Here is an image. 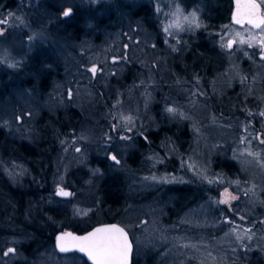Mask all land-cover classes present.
<instances>
[{"label": "rangeland", "instance_id": "obj_1", "mask_svg": "<svg viewBox=\"0 0 264 264\" xmlns=\"http://www.w3.org/2000/svg\"><path fill=\"white\" fill-rule=\"evenodd\" d=\"M109 1L112 0H57V3L52 0L53 6L38 8L39 14L24 18L7 10L8 0H0V63L3 64L0 69L16 71L20 75L16 79L21 81L11 85L8 98L0 102V129L16 145L36 135L43 112L66 115L68 125L63 137L44 125V129L50 130V152H57L56 156L39 153L34 160L23 161L13 147L11 151L9 148L11 159L9 154L6 159L0 155V176L19 199L22 192L18 188L23 187L31 168L37 172L30 173V177L43 175L48 188L46 200L38 205H32L33 196L26 199L24 209L29 208L21 215L18 211L17 215L13 214L12 203L5 195L1 197L0 207L4 206L5 210L0 220V264H75L78 259L58 256L55 246L47 244L27 255L23 245L32 238L19 227L20 220L29 222V209L35 213L52 205H70L81 217L97 211L95 218H99L109 211L101 206L100 182L114 171L122 175L125 199L122 207L111 212L122 213V219L132 227L138 256L142 261L150 257L147 264H255L258 256L255 253L259 250L264 259V144L260 143L264 140V116L260 115L264 112V61L261 60L264 45L260 43L264 39V25L255 29L248 24L228 22L210 32L207 36H217L214 43L227 60L222 59L224 64H218L214 68L216 72L207 74L205 81L197 74L193 76L192 86L188 88L181 82L183 78H179L182 84L176 82V76L162 59L188 52V41H180L196 38L200 26L195 25L201 22V5L184 6L181 0H130L153 7L154 19L158 17L161 21L156 32L151 31L148 20L119 22L115 17L116 21L110 25L106 22L104 28L92 27L88 20L89 29L81 31L74 42L53 40L54 27L67 8L74 14L85 3L96 5ZM258 1L264 16V0ZM193 13L195 22H192ZM177 18L181 28L170 27L165 32V26L174 24ZM47 29L51 31L45 32ZM175 38L179 41H174ZM241 38L253 41L252 46L241 44ZM48 39L53 41L60 62L52 65L54 79L49 83L50 88L45 95L38 96L23 87L26 64ZM229 41H234L232 48L222 47ZM152 60L158 63L157 73L161 74L156 76L154 90L148 87ZM93 67L95 73L91 72ZM127 72L130 74L126 80ZM31 82L35 85L37 79L32 78ZM141 83H146L147 88H140ZM155 91L158 95L167 92L163 97L159 95L162 102L158 113L152 106ZM220 101L228 103V108H222ZM239 102L243 103L235 106ZM111 105L116 108L114 113L109 110ZM169 108L175 111L169 112ZM71 109L78 110L80 117H70ZM161 114L179 122L188 120L195 131L192 143L190 139L187 150L180 152L179 145L171 139H163L156 146L147 141L136 165L130 168L128 157L138 149L135 134L148 130ZM111 115L118 118L119 125L111 124ZM113 125H116L114 133L110 130ZM122 136L128 139H121ZM3 138L1 132L0 142ZM111 155L119 163L111 160ZM104 159L112 163L109 169L99 166ZM224 160L235 163L238 172L215 168L216 161ZM191 179L206 184V199L180 210L166 189ZM64 187L75 191L72 200L66 203L54 199L55 191L65 190ZM232 196L237 199H231ZM224 199L229 203H219ZM7 208L12 211L7 212ZM247 229L251 231L246 232Z\"/></svg>", "mask_w": 264, "mask_h": 264}, {"label": "trees", "instance_id": "obj_2", "mask_svg": "<svg viewBox=\"0 0 264 264\" xmlns=\"http://www.w3.org/2000/svg\"><path fill=\"white\" fill-rule=\"evenodd\" d=\"M29 2L25 0V2H22L21 4L18 3L17 0H8V6H5L8 8L7 10L13 11V13H16L20 16L23 15L24 18H27L28 15H33L35 16V13H38V10L41 8H44L45 6H53L55 3H52V0H40V2ZM57 3V0H54ZM218 5V2L209 3L207 2L206 9L201 16L202 18V23L208 24V23H219V19L214 21V15L217 13L215 6ZM80 7V6H79ZM39 8V9H38ZM219 8V7H218ZM37 11L35 12L34 10ZM220 10V8H219ZM77 11V12H76ZM74 14L70 15L69 17H64L61 19L59 24L55 25V29L53 30L52 34L56 36L55 39L53 40H60L64 42H74L76 38H78L81 35V31L89 29L87 26V21L89 20L95 28H100V27H105L106 22L110 25L112 21H116L114 18L118 17V21L122 22L124 19L128 20H133V19H142L144 20H149L150 18V12L149 9L146 5L143 4H137L136 2L130 1V0H112L109 2H101L99 4L93 5L92 3H85L83 4L79 10H76ZM40 12V11H39ZM39 14V13H38ZM41 14V12H40ZM117 14V15H116ZM50 20V19H49ZM228 17H225V19H222L220 24L223 22H227ZM218 28L214 27H204L200 28L196 31V36H207L210 32L213 30H217ZM51 30L47 29L45 32H49ZM204 34V35H203ZM43 48H38L36 49L31 56L29 57L30 59L28 60V64H26V75H25V83L23 84V87L28 88L30 92H32L35 95L40 96L41 93L47 92V83L46 81L50 78H54L52 74V65L54 63L60 62L59 59L57 58V52L55 48L53 49V44L50 39H48ZM203 49V48H202ZM201 49L200 52L192 51L191 56L188 61H186V65L190 67V69H194V73L197 71V69L204 70L207 73H215L216 71L214 68L216 66H221L224 64V60H215L214 56L211 55L214 52H211L207 48L205 50ZM165 60V64L167 65V59H162ZM2 64V63H0ZM3 65V64H2ZM47 65V67L45 66ZM158 65V64H157ZM1 66V65H0ZM211 70V71H208ZM129 72L126 73L125 79L128 78ZM150 75V74H149ZM157 75H161L160 73H157ZM19 74L16 71H13L12 69H8L7 67H3L0 69V102L4 103L6 99L8 98V95L10 94V91L12 89L11 85H16L18 83V80L16 78H19ZM192 77V76H190ZM32 78L37 79V83L35 82V85L31 82ZM189 78V77H188ZM187 78V79H188ZM185 79V80H187ZM21 82V81H20ZM190 86H192V78H189V83ZM186 84V85H188ZM149 86V85H148ZM14 88V86H13ZM167 92L161 91L159 95L161 97L165 96ZM115 107L111 105L109 110H113V113L115 112ZM154 112H160L158 109H153ZM157 112V113H158ZM68 115V114H67ZM70 117L72 118H79L80 117V112L76 109H71V112L69 113ZM113 116L112 119V124H117L118 123V118L115 115ZM66 117V115H65ZM65 117H62V114L58 113H46L43 112L41 114L40 119L38 120V130L36 135L33 136V138H24L20 143L14 144V141L10 138H8V135H6V132L4 130L0 129V133L2 132L4 134V138L0 142V155L2 159H6L7 155L9 154V148L10 151L13 149V151H16V155H20L22 160L24 161H30L34 160L36 156L40 153V155H43V152L45 153V156L48 153V145L45 142H48V139L50 137V126L57 131V135L63 137L64 135L67 134V126L66 124L61 120L64 119ZM163 117V118H162ZM117 118V119H116ZM157 119H162L165 120V122H158L157 124V129L156 132H148L150 133V136L152 138L159 139V142H162V139H168V137H174L178 143H180L181 146L185 145L187 141H189L194 134V128L188 121V123L185 125H182L181 122L172 120L169 121L170 119L168 118V115H160ZM169 119V120H168ZM45 123L48 125L49 129H44ZM180 123V124H178ZM54 133V132H53ZM28 142V146L25 145V143ZM30 142V143H29ZM144 148L146 147V144L144 140L139 141ZM139 145V144H138ZM13 147V148H12ZM10 159H11V154H9ZM232 160V159H231ZM12 162V160H9V163ZM135 161H133V158L130 157V161L128 164L133 167ZM215 168H220L224 171H227L228 173H234L238 172V167L236 166L235 163L232 161H216L214 164ZM1 174V173H0ZM36 177L33 178V182H36ZM114 179H108L104 178L102 181L103 183H110ZM32 182V183H33ZM30 183V187H34L33 184ZM186 188L184 185H172L168 186L166 191L170 192V196H173V201L175 204H179L182 202V199L185 197L186 194ZM17 191V190H15ZM5 192V193H4ZM107 192V190H106ZM10 189H7V181L5 180L4 177L0 176V199L3 195L4 197H7L8 200L12 203L10 207L14 209L15 211L13 214L17 215V211L19 212V215L22 213H26V207L24 209L23 204L21 203V199L15 194H13ZM34 196L36 194H33ZM106 196V195H104ZM22 197V195H21ZM33 200V199H32ZM5 201V200H3ZM2 203V201H1ZM38 205V203L33 202L32 205ZM111 204V203H108ZM2 205V204H1ZM118 203H116L114 206H117ZM112 206V207H114ZM29 208V207H28ZM27 208V209H28ZM40 208V206H38ZM37 208V209H38ZM5 208L2 206L0 207V220L2 218V214L4 212ZM12 211L7 208V212ZM40 218H37L38 215ZM29 222H25L23 220H20L22 225H20V228H23L22 231L25 233H30L32 239H30L29 243H25L23 245L26 254L31 255L33 254L32 251H35V249H43L45 244H47L48 247H54L55 246V233L57 232L56 230H61V228H55V226L58 224V222L63 221L59 215L55 214L52 210L48 209L46 206L43 209H39V211L34 213L29 209ZM58 216V217H56ZM14 217V216H13ZM56 217V218H55ZM15 218V217H14ZM39 221H38V220ZM24 222V223H23ZM27 224V225H26ZM28 227L25 228L24 227ZM46 225H50L52 227L47 228ZM47 229H51L53 231L52 234H47ZM29 235V234H28ZM258 253L257 256V262L255 264H264V259L263 256L261 255V251H256L255 254ZM246 264V263H245ZM248 264V263H247Z\"/></svg>", "mask_w": 264, "mask_h": 264}, {"label": "flooded vegetation", "instance_id": "obj_3", "mask_svg": "<svg viewBox=\"0 0 264 264\" xmlns=\"http://www.w3.org/2000/svg\"><path fill=\"white\" fill-rule=\"evenodd\" d=\"M181 1H182L184 6H192V5L199 6V5H201V7L203 9V10H201V16L203 15V13L206 9L207 2H209V3L211 2L213 4H215V2H218V5L215 6L217 13H215L213 15L215 17L214 21L219 19V23L212 22V23L205 24V23H202V18H201L199 28H203V26L207 27V25H208V28H210V27L216 28L217 27L219 29L223 24H226L228 22H234L235 24H248V25H251L252 27H254L255 29H260L264 25V24H262L260 28H257V27H255L254 24H250V23H248V21H245L244 19H241L240 23H237V21L235 19H236L237 13H238V5L240 4V2L238 0H181ZM255 2L260 7V17L257 16V20L262 19V18L264 19L263 6L261 5V3L258 0H255ZM143 5H145V4H143ZM146 6L148 7L149 12H150V16H151L149 18L150 21L148 20L147 24L149 25V28L151 29V31L155 30V32H156L158 30L159 26L161 25V21H159L158 17H157V20L154 19L155 15L153 12V7L148 6V5H146ZM218 7L220 8V10ZM72 14H73V11H72ZM62 17L64 18L65 16L63 15ZM225 17H228L227 22L225 21L222 24H220L221 20L225 19ZM249 18L250 17L248 16V20H249ZM189 35H191V34H189ZM216 37L215 36H209V37L208 36H204V37H201V36L197 37L196 36V38H188V39H184V40L180 41V42L188 41L187 46H190L189 47L190 49L188 50V52L176 53V54H173V56H171L170 59H167V65L169 66V71L172 74H174V76H176V82H178L179 84H182L181 82H183V84L189 88V86H190V84H188L189 78H192L193 76H195L197 74L200 79H203V81H205L207 74H210V73H207L204 70H200V69H197V71L194 73V71H193L194 69H190V67H188L186 65V61H188V59L191 56H193V54H191L192 51H196V52L201 53L202 48L204 50H205V48H207L211 52H214L211 55L214 56L215 60H217V59L218 60H222V59L227 60L226 54L222 50H220V48H218L219 47L218 44L214 43V42H217L215 39ZM176 40L179 41V39L175 38L174 41H176ZM194 57H195V55L193 56V58ZM261 60L264 61V59H261ZM157 64L158 63L156 61L152 60V64H151L152 69H151V77H150L151 79H150V83L148 84L149 85L148 87L152 90H154L157 87V77H156L157 76V66H158ZM171 67L175 68V70H170ZM208 71H211V70H208ZM190 76H192V77H190ZM180 77L183 78V80L181 82H179ZM53 79L54 78H52V79L49 78L46 81L47 91L50 88L49 83L51 81H53ZM185 79H187V80H185ZM33 82H34V80H33ZM186 84H188V85H186ZM145 85H146V83H141L139 87L146 89L147 86H145ZM201 90H203L202 86H201ZM155 93H156L155 94L156 97H154L152 100V102H153L152 106H153V109H159L158 107H159V104L162 102V100H161V98H159L158 91H155ZM45 94L46 93L43 92V93H41L40 96H43ZM199 94H201V93L199 92ZM205 94L206 93H204L203 96H205ZM231 97L232 96L230 95L229 98H231ZM222 102L223 101L219 102V104H221L222 108L223 107L228 108V107H226L228 103H226V102L222 103ZM231 103L232 102H230V104ZM241 103H243V102H239L235 106H239ZM61 120L66 124V121H65L66 118L61 119ZM112 120H114V119H112ZM172 120L173 119H170L169 121H172ZM72 121L74 123V120H72ZM163 121L165 122V120H163ZM163 121H162V119H157V121L154 125L150 124V127H149L150 130L149 129L148 130H142V131L138 132L137 135L135 134V136H137L136 138H137V140H138L137 142L139 144L138 149L133 150L130 153V155L128 157V161H130V157H132L133 161H135L133 164L136 165V162H137L139 155H140V151H142L144 149V146H142L141 143H139L140 139L144 140L145 143L147 141H149V143L153 146H156L158 144L159 139L156 138L157 136L155 138H152L150 136V133H148V132H152V131L156 132L157 125H158L157 123L163 122ZM181 123H182V125H184V124L186 125L188 123V120L183 121ZM66 126H68V125L66 124ZM110 130L114 133L113 127H111ZM193 137H194V134L191 137V143L193 141ZM168 139H171V141H173L175 144L179 145L180 152H184L185 150H187L186 145L189 144V142H190V140H189V141H187V143L185 145L181 146L180 143H178V141L173 136L168 137ZM45 143L48 145V142H45ZM25 145L28 146L29 145L28 142H26ZM48 148H49V145H48ZM50 153L53 156L57 155V152H55V151L50 152V148H49V152L47 153L46 156H50ZM43 156H45L44 152H43ZM111 156H110V158H111ZM110 165H112V163L108 159H106V160L104 159V160L100 161V164H99V166L102 167L103 169H109L108 167ZM130 168H132V167H130ZM36 172L37 171L35 169L31 168L30 173H36ZM30 173H29V175H27L26 178H24L23 187L18 188V191L22 192L21 203L23 204V206H24L26 199H28L31 196H33V197H31V199H33L31 201L35 202V203H39V201H41V200H46L45 195H46V191L48 189L46 187V184H47L46 178L43 175L38 174V177H36V179H35L36 182H33V178L35 177L36 174L33 177H30ZM105 177L108 179L113 178L114 180L110 183H103L102 180ZM105 177H103V179L101 180L100 189H99L100 195H101V206L104 209L107 208V210H109L110 212L109 211L105 212L99 218H95L97 211L92 212L90 215H86L84 217H81V216H79V214L74 213V211H73L74 209L71 208L70 205L67 207L62 206V205H58V206L52 205L49 207L46 206L48 209L52 210L55 214L59 215V217H61L63 219V221L58 222V224L55 226V228H59V227L61 228V230H59V229L56 230L57 232L55 233V238H56L57 234L62 232V231L71 230V231L78 233V234H84V233L92 230L93 228H95L97 226L117 223V224L121 225L122 227H124L129 232L131 240L133 242L132 264H144V262L147 264V262L150 260V257H148L147 259L142 261V258H140L138 256V249L136 246V242H135V238H134V230L132 229V227L128 224V222L126 223V221H124L122 219V217H121L122 213H121V215H117V214H113L111 212V211L115 210L116 208L122 207L124 205L125 196H124L122 188L125 185H124L123 181H121L122 175H120V172L118 173V172L114 171L112 173L107 174ZM30 183H32L34 187H30L29 186ZM179 185H181V184H179ZM182 185H184V187L187 190H186L185 197L182 199V202H180L178 205L176 204L177 206H180V210L183 208V210L185 211L188 208L193 207L196 202H199L200 199L205 198L207 196V194L205 193V187H204V186H206V184L202 183L200 179H196V181L191 179V182L190 181L185 182ZM64 188L70 189L71 194L75 193L74 189H72L71 187L70 188L64 187ZM106 190H107V192H106ZM57 191L58 190H56L54 193V197H55L54 199L56 201L66 203L65 201H68L72 198V195L68 199L59 198L56 196ZM33 194H36V195L34 196ZM104 195H106V196H104ZM36 198H39V200ZM108 203H111V204H108ZM116 203H118V205L114 206ZM112 206H114V207H112ZM97 209L99 211V208H97ZM56 217H58V216H56ZM25 222L27 223L28 221H25ZM134 222H135V220H134ZM24 227H25V225H24ZM46 227L50 228L52 226L46 225ZM25 228H28V227H25ZM135 228L137 229V228H139V226L136 225ZM52 233H53V231L51 229H47V232L45 233V235L52 234ZM55 249H56L58 256H63V257L64 256H72V257H75L76 259H78V261H76L75 264H91L82 254H80L77 251L61 253L57 250L56 245H55Z\"/></svg>", "mask_w": 264, "mask_h": 264}, {"label": "snow or ice", "instance_id": "obj_4", "mask_svg": "<svg viewBox=\"0 0 264 264\" xmlns=\"http://www.w3.org/2000/svg\"><path fill=\"white\" fill-rule=\"evenodd\" d=\"M249 9L248 15L249 20L248 23L254 24L255 27L260 28L262 24H264V19L257 20L258 6L255 3L246 6ZM179 12V9L177 10ZM72 12V9L69 8L67 11L63 12L65 17H68ZM185 20L188 18L185 17ZM195 13L192 14V22H195ZM237 23H240V20L237 19ZM196 27L200 25L196 23ZM170 27L181 28V24L179 19L174 24H169L165 26V32H168ZM264 31V30H262ZM239 36L240 34L237 33ZM234 41H229L226 44H223L222 47L225 48H232ZM241 44L247 43L249 46H252L253 41L251 40H244L241 38ZM262 45H264V39L260 41ZM264 58V57H262ZM92 73L96 72V68L93 67L91 69ZM169 112H174L175 110L172 108L167 109ZM261 116H264V112L260 113ZM125 120L130 121V117H125ZM115 130L116 125L112 126ZM130 130V129H129ZM121 139H128V137H120ZM146 139V138H145ZM260 143L264 144V140H261ZM79 151V149H77ZM252 153H249L251 155ZM111 159L116 163H119L115 155L111 156ZM206 178V177H205ZM155 179V177H153ZM210 183L212 181H209ZM58 195L63 197H68L72 195L71 193L64 191L63 189H59ZM226 196L230 195L225 193ZM231 199H237V197L232 196ZM219 203L227 204L229 203L228 199H224L219 201ZM86 214V213H85ZM243 220V217H240ZM226 223H231V221L225 220ZM250 229H247L246 232H250ZM235 232V228L233 229ZM251 237H249L250 239ZM237 239H241V237H237ZM57 247L59 248L60 252H69L72 250H76L82 253H86L90 259L94 261V264H130V256L132 252V243L128 239L127 233L124 231L123 228H119L116 225L97 228L95 231L89 233L83 237L73 236L71 233H62L60 236L57 237ZM13 249H9V252H12Z\"/></svg>", "mask_w": 264, "mask_h": 264}, {"label": "water", "instance_id": "obj_5", "mask_svg": "<svg viewBox=\"0 0 264 264\" xmlns=\"http://www.w3.org/2000/svg\"><path fill=\"white\" fill-rule=\"evenodd\" d=\"M238 1L240 2V4L238 5V13H237V16H236V19H235V20L237 21V19H239V20L244 19L245 21H248V16H249V15H248V12H249V9H248L246 6L251 5L252 3H255L257 6H258V4L255 2V0H238ZM68 9H69V8H67L66 11H67ZM257 12H258V17H260V7H259V6H258V8H257ZM71 14H72V12H71ZM71 14H70V15H71ZM70 15H69V16H70ZM69 16H68V17H69ZM262 19H263V18H262ZM58 191H59V190H58ZM58 191L56 192V196L59 197V198L68 199V198H70V196H71V195L68 196V197L60 196V195L57 194ZM64 191H67V192L71 193V190H70V189H65ZM112 225H116V226L119 227V228H123L124 231L127 233V235H128V239H129V241H131V243H132V252H131V256H130V264H132L133 242H132V240H131V237H130L129 232H128L124 227H122L121 225H119V224H117V223L97 226V227L93 228L92 230H90V231H88V232H86V233H84V234H78V233H75V232H73V231H71V230L62 231V232L58 233L57 236H56V238H55V245H56V248H57V250L59 251V248L57 247V237L60 236L62 233H71L73 236L83 237V236H86V235H88L89 233L95 231V229H97V228H103V227H108V226H112ZM74 251H76V250H72V251H69V252H74ZM59 252H60V251H59ZM77 252H79V251H77ZM61 253H65V252H61ZM66 253H67V252H66ZM79 253L82 254V255H83V256H84V257H85V258H86L91 264H94V261H93L92 259H90L86 253H82V252H79Z\"/></svg>", "mask_w": 264, "mask_h": 264}]
</instances>
